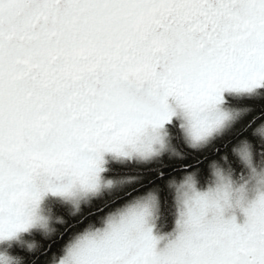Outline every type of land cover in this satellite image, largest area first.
Returning <instances> with one entry per match:
<instances>
[{"label": "snow or ice", "instance_id": "1", "mask_svg": "<svg viewBox=\"0 0 264 264\" xmlns=\"http://www.w3.org/2000/svg\"><path fill=\"white\" fill-rule=\"evenodd\" d=\"M0 264H264V0H0Z\"/></svg>", "mask_w": 264, "mask_h": 264}]
</instances>
